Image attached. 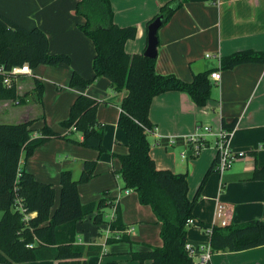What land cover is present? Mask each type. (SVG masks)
<instances>
[{
  "label": "trees",
  "instance_id": "obj_1",
  "mask_svg": "<svg viewBox=\"0 0 264 264\" xmlns=\"http://www.w3.org/2000/svg\"><path fill=\"white\" fill-rule=\"evenodd\" d=\"M191 0H170L160 8L158 17L166 25L173 15ZM74 15L82 17L78 29L92 41L95 56L92 62L94 77L87 79L73 72L69 87L86 90L97 79L106 78L115 94L126 93L121 102L117 125L127 137L128 151L118 154L120 168L117 173L125 189L134 190L141 204L152 208L161 224V246L149 245L141 251L131 252V258L144 264H198L188 254L186 244L188 227L195 218L194 210L201 197L209 174L214 171L218 156L209 168L195 196L189 197L187 172H174L158 168L151 154L150 136L155 125L150 119L153 100L168 92H184L197 106H207L215 84L211 81L214 69L194 75L191 82L176 75H160L156 72V60L143 54H129L126 44L135 40V26L120 27L110 0H79ZM65 54H51L46 34L38 29L27 30L0 14V69L11 72L28 64L32 70L40 65L59 66L70 64ZM245 64L264 65V52L243 50L222 57L220 70L229 71ZM4 84L5 75L0 73V101L7 100L20 105L31 102L43 104L44 85L35 78L34 89L19 95L17 80ZM109 102V101H108ZM100 102L87 95H79L70 109L68 118L61 121L65 133L54 130L48 124L33 128L34 119L18 123H0V264H23L28 261L56 260L58 264H86V257L99 255L102 245H85L77 242L76 223L93 215L96 223H109L107 243L132 242L123 221V212L116 197L106 196L99 200L82 203L79 184L91 180L98 161L85 160L79 178L72 170L60 173V201L56 202V189L52 183L38 180L26 169L25 163L34 151L51 139L58 138L78 145L106 150L105 125L97 118ZM222 127L232 131L237 119ZM82 133L76 139L74 133ZM250 179L264 180V166L256 167ZM113 207L111 220L104 218V208ZM209 244L213 253L242 251L264 245V219H250L227 226L215 225Z\"/></svg>",
  "mask_w": 264,
  "mask_h": 264
},
{
  "label": "crops",
  "instance_id": "obj_2",
  "mask_svg": "<svg viewBox=\"0 0 264 264\" xmlns=\"http://www.w3.org/2000/svg\"><path fill=\"white\" fill-rule=\"evenodd\" d=\"M78 1L0 0V14L27 30L34 28L42 30L48 38L51 54L68 52L74 61V53L62 49V46L70 44L77 48L79 44L85 42L83 33L78 29V24L83 23L84 19L74 15ZM110 1L115 13V23L120 27L137 28L136 39L126 44V52L132 55L143 54L147 47L148 23L170 0ZM158 38L156 60L158 74H173L183 81L191 82L195 74L214 69L216 70L214 72H221L222 78L218 83L213 82L215 87L207 106H197L190 95L184 92H168L153 100L150 119L155 125V131L151 134L150 141L151 154L157 167L172 169L174 172H187L189 197L193 198L204 172L212 166L218 154L217 132L221 129L223 121L230 124L237 119L231 137V147L234 151L247 153L223 175L215 167L214 170L218 173H212L203 187L194 210L195 218L188 228V238L191 241L208 243L210 235L206 232V227L214 220L219 223V219L215 218L218 203L225 206V217L230 223L264 219V180L250 179L256 167L264 166V65L245 64L233 70L222 71L219 62L222 57L243 50L264 52V0H191L161 27ZM208 55L210 57H207ZM74 67L72 73L77 72L84 78L92 79V75L87 73V70L79 66ZM27 79L28 76H24L17 80L18 93L21 96L32 92L35 87H26L24 84ZM101 79L97 86L103 85ZM107 82L109 95L98 96L90 87L84 91L70 89L74 95L73 103L83 94L98 99L101 104L97 112L104 102L116 108L118 116L115 126L120 131L117 122L121 112L120 105L126 93H113L110 90L109 80ZM15 106L22 105L7 100L0 101V123H18L27 119H36L38 116L37 105L33 102L23 105L25 109L22 111L12 110ZM8 115H12L10 117L13 118L4 117ZM97 118L105 125V117L101 112ZM205 126L211 127V131L206 132ZM32 127L39 128L40 125ZM196 133L204 135L206 146L199 153L202 156L192 160L191 158L197 156L193 155L194 142L186 140L185 136L189 137ZM79 138L82 139V134ZM170 139L175 142L171 143ZM121 141L116 139L115 143ZM126 143L123 152L119 154L128 151ZM66 145L68 144L63 139H51L39 146L25 163L26 169L38 180L52 183L56 192L58 187L61 190V171L72 170L74 177L79 178L85 160H99L98 157L94 158L87 147L70 145L72 148L70 149ZM177 147L180 149L179 155L174 151ZM68 151L76 153L78 161L61 163V157L68 158L66 154L69 153ZM111 166L116 178H119L117 171L120 168V160L117 169L113 162ZM96 175L95 173L94 177ZM119 187L117 193L108 196L118 198L123 221L128 225L126 232L131 236L130 233L135 228L134 223L131 222L145 221L142 218L143 206L136 191L125 189L120 184ZM79 192L82 203L93 201L83 200L85 194L80 185ZM133 194L138 216L128 220L126 206L121 200ZM59 201L60 197L58 200L56 196L54 209ZM112 216L108 218L111 219ZM154 219L160 236L161 224L158 223L156 216ZM106 224L108 228L102 239L96 238L85 243L82 237L78 236L77 242L85 245H102V253L96 256H101L105 250L110 249L115 254L121 255L124 260L132 262L131 264H139V261L131 258V252L144 250L152 244H141L135 240L107 243V239L113 233L110 232L109 223ZM154 244L158 246L163 244L161 236L160 241ZM36 262L28 264H40ZM52 262L58 264L56 260ZM144 264H153V262L146 260ZM210 264H264V245L242 251L213 253Z\"/></svg>",
  "mask_w": 264,
  "mask_h": 264
},
{
  "label": "rangeland",
  "instance_id": "obj_3",
  "mask_svg": "<svg viewBox=\"0 0 264 264\" xmlns=\"http://www.w3.org/2000/svg\"><path fill=\"white\" fill-rule=\"evenodd\" d=\"M84 35V34H82ZM84 40L82 44H79L77 48L72 47L70 44H66L62 46V49H67L71 51L75 55V60L71 54L68 52H64L63 54H67L70 57L71 63L70 64H61L59 66H49V65H40L35 70H32V76H28L25 84L26 87H34L35 78L39 79L44 85V96H43V104L37 105L36 113L38 116L34 119L32 126L36 127L40 125L39 128L43 127L45 124L51 126L54 130L65 133L67 130L61 125V121L68 118L70 115V109L73 105L74 95L71 93L69 87V79L73 70H75L74 66L82 67L83 70H87V73L92 75L93 78V70H92V61L94 57V47L92 41L88 39L84 35ZM61 52V51H59ZM60 54V53H56ZM56 70V71H54ZM53 71V72H52ZM100 79H97L91 86V90L93 89L98 96L102 94L109 95V83L107 79H101L103 85L97 86V83L100 82ZM105 85V86H104ZM73 90V89H72ZM79 90V89H74ZM84 91V90H83ZM111 92V91H110ZM98 100V99H97ZM25 107L22 106H15L12 108L14 111H22ZM13 111V112H14ZM101 112L105 117V134H104V144L106 146V150L104 152H100L98 149L95 148H88L94 158H99L97 167L95 169V173L97 174L94 178L89 181L81 182L79 185L83 188L84 196L82 197L83 200H99L103 197H106L111 194L117 193L119 190V184L121 187H125L124 182L122 181L121 177L116 178L115 173L112 170L111 162L114 163L115 169L119 166V157L118 154L122 153V149L124 148L125 142H127L126 134L123 130H117L115 120H117V110L112 106H108L107 103L104 102V105L101 106L99 111L97 112V116ZM65 114L63 117L62 115ZM12 115L4 116L10 117ZM15 116V115H14ZM62 117V118H61ZM13 118V117H10ZM82 133L76 131L74 133V137L76 139H80L79 136ZM121 139V143H115V140ZM68 145V148L72 149L70 145H78L74 142L65 140ZM52 145V144H51ZM80 147H82L80 145ZM84 147V146H83ZM83 149V148H80ZM169 150H172L169 148ZM176 153L179 155L180 149L177 147L174 149ZM69 152V151H68ZM68 158L61 157L60 162H70L71 160H77L76 153H66ZM204 154V153H203ZM177 155V156H178ZM202 155H197L195 158H191L195 160L200 158ZM62 159V160H61ZM190 159V160H191ZM172 170V169H171ZM209 170V169H208ZM208 170H206L202 176V180L199 184L201 185L204 177L206 176ZM217 172L216 170L212 171L209 176ZM218 173V172H217ZM208 176V178H209ZM193 181V179H191ZM208 181V179H207ZM206 181V182H207ZM198 186V187H199ZM55 187V186H54ZM56 196L59 200L60 197V188L56 192ZM135 196L134 194L124 198L122 201L125 204L127 209V219L133 220L137 218L138 211L137 207L134 202ZM143 213L142 218L145 220L141 221H132L134 223V230L131 231L130 237L138 243H150L154 246H158L154 244L155 242L160 241L159 236V229L158 225L155 223L154 213L150 206L143 205ZM3 211L0 210V220L2 218ZM114 215V208L113 207H106L104 208V218L106 221L111 219L108 216ZM113 217V216H112ZM149 218V219H148ZM107 222L96 223L93 219V215L89 216L86 219L79 220L76 223L75 231L76 236H81L85 243L90 242V240L102 239L105 236V231L107 230ZM189 228V227H188ZM123 242V241H121ZM126 242V241H124ZM128 242V241H127ZM125 244V243H123ZM87 263L86 264H131L132 262L124 260V258L119 255L115 254L112 250H105L104 254L101 256L91 255L86 257ZM36 261H28L23 264L33 263ZM36 263L40 264H54L52 260H40Z\"/></svg>",
  "mask_w": 264,
  "mask_h": 264
},
{
  "label": "built area",
  "instance_id": "obj_4",
  "mask_svg": "<svg viewBox=\"0 0 264 264\" xmlns=\"http://www.w3.org/2000/svg\"><path fill=\"white\" fill-rule=\"evenodd\" d=\"M207 57H210L209 55ZM220 62V59H219ZM0 73L5 75L4 84L10 85L11 84V77L12 76H30L32 75V69L28 64H25L22 67H16L12 69L11 72H6L3 68L0 69ZM222 75L221 72H213L210 76V79L212 82L218 83L221 81ZM206 132L211 131V127L205 126L204 127ZM233 131H229L221 127V129L217 132V140H216V148L218 151V162L216 165L217 171L223 175L226 171L231 169L234 165V163L245 157L246 152L245 151H234L231 147V137L233 134ZM186 140H190L194 142L193 147V155H198L202 148L206 146V143H204L205 138L202 134H193L189 137L185 136ZM170 142L173 143L175 140L170 139ZM118 201V198L116 202ZM215 218L219 219V223L214 220L209 226L206 227V232L211 235L213 228L215 225L219 226H227L230 222L225 217V206L222 203L217 204V209L215 212ZM193 220L190 222L192 223ZM186 250L188 254L196 261L198 264H210L211 257L213 255V251L211 249V246L208 243H199L194 244L193 242H188L186 244Z\"/></svg>",
  "mask_w": 264,
  "mask_h": 264
},
{
  "label": "water",
  "instance_id": "obj_5",
  "mask_svg": "<svg viewBox=\"0 0 264 264\" xmlns=\"http://www.w3.org/2000/svg\"><path fill=\"white\" fill-rule=\"evenodd\" d=\"M163 25V17L160 16L156 18L149 26H148V34H147V47L144 52V56L150 59H157L158 57V48H159V38L158 32Z\"/></svg>",
  "mask_w": 264,
  "mask_h": 264
}]
</instances>
